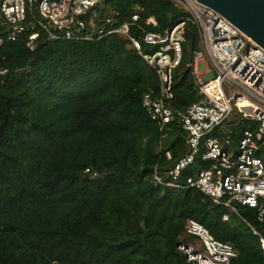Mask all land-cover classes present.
I'll return each instance as SVG.
<instances>
[{
    "label": "trees",
    "instance_id": "obj_1",
    "mask_svg": "<svg viewBox=\"0 0 264 264\" xmlns=\"http://www.w3.org/2000/svg\"><path fill=\"white\" fill-rule=\"evenodd\" d=\"M93 8L104 33L90 40L49 39L33 9L25 31L7 40L0 13V264H188L177 245L195 240L185 233L190 219L232 246L230 264H264L249 227L239 217L238 227L222 220L225 207L185 183L201 161L168 182L188 152L186 132L177 118L163 128L150 118L142 97L158 95L157 73L127 38L107 31L128 23L150 52L144 31L185 20L168 101L183 112L200 99L188 11L171 0H102ZM238 126L228 120L225 130Z\"/></svg>",
    "mask_w": 264,
    "mask_h": 264
},
{
    "label": "built area",
    "instance_id": "obj_2",
    "mask_svg": "<svg viewBox=\"0 0 264 264\" xmlns=\"http://www.w3.org/2000/svg\"><path fill=\"white\" fill-rule=\"evenodd\" d=\"M171 1L188 11V18L197 29L199 43L190 65L200 99L183 112L175 111L168 101L172 98V72L181 58L185 20L177 21L163 32L144 31L142 41L153 49L150 52L141 50V41L129 34L128 23L107 31L127 38L131 47L157 73L158 95L145 93L142 97V105L150 118L160 128L177 118L186 132L188 152L167 173L168 182L175 184L183 169L197 159L201 161L205 167L194 175L185 176V183L208 196L214 204L223 205L224 221L230 219V214L240 216L236 206L252 210L253 216L241 218L257 237L264 254V48L210 7L196 0ZM96 2L0 0V13L7 26L5 38L16 40L25 31L27 11L33 9L38 17V28L49 39L90 40L95 34L104 33L94 21ZM136 18V15L132 16V20ZM106 23H110L109 18ZM146 23L155 24V21L149 17ZM36 36L37 33L28 36L29 47ZM3 40L0 36V45ZM199 61L205 63L203 73L197 70ZM224 86L228 87L229 95ZM233 104L240 115L239 121L249 124L238 133L230 129L224 133ZM226 147L235 149L233 156ZM165 155L169 158L168 152ZM155 180L162 181L158 175ZM185 233L196 239L194 244L177 245L188 264H230L236 256L231 245L214 239L195 220L187 221Z\"/></svg>",
    "mask_w": 264,
    "mask_h": 264
},
{
    "label": "water",
    "instance_id": "obj_3",
    "mask_svg": "<svg viewBox=\"0 0 264 264\" xmlns=\"http://www.w3.org/2000/svg\"><path fill=\"white\" fill-rule=\"evenodd\" d=\"M225 17L264 48V0H196ZM97 5L100 0H97Z\"/></svg>",
    "mask_w": 264,
    "mask_h": 264
},
{
    "label": "rangeland",
    "instance_id": "obj_4",
    "mask_svg": "<svg viewBox=\"0 0 264 264\" xmlns=\"http://www.w3.org/2000/svg\"><path fill=\"white\" fill-rule=\"evenodd\" d=\"M197 70H198V72L199 73H203L204 72V70H205V63L203 62V61H199L198 62V64H197ZM224 90H225V93L226 94H228L229 95V89H228V87L227 86H224ZM239 114L237 113V110H236V108H235V104H233V111L231 112V114H230V116H229V121H231V120H233L234 122H235V126L237 125H239L238 126V128L237 129H235L233 132H240L241 131V128H242V125L244 124V126L245 125H248L249 123L248 122H245L244 120H242V121H239ZM233 130V129H231V128H228V129H226V130H224V133L226 132V131H228V130ZM234 145L236 144V140H234ZM223 144V143H222ZM226 149L229 151V154L230 155H234V153H235V149L234 148H228V147H226ZM199 160L197 159L196 160V162H195V164L198 162ZM237 207V210H238V213L240 214V216H238V215H235V214H230V219L229 220H231L232 221V223L234 224V226H236V227H238L239 225H240V223H239V218L242 220V218H241V216H247V217H249V215H247V212L245 211V210H243V209H241L239 206H236ZM239 217V218H238ZM251 221H253V219H250ZM243 221V220H242ZM244 222V221H243ZM252 237V236H251ZM196 240V239H195ZM195 240L194 241H190V242H192V244H194L195 243Z\"/></svg>",
    "mask_w": 264,
    "mask_h": 264
}]
</instances>
